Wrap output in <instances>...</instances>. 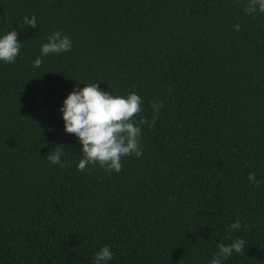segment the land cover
<instances>
[{
	"label": "trees",
	"instance_id": "obj_1",
	"mask_svg": "<svg viewBox=\"0 0 264 264\" xmlns=\"http://www.w3.org/2000/svg\"><path fill=\"white\" fill-rule=\"evenodd\" d=\"M246 3L0 0V34L21 41L0 63V264H92L105 245L109 264H209L229 231L244 250L224 264H264V13ZM57 30L71 50L33 68ZM89 83L135 92V118L155 117L118 173L78 170L63 131L62 100ZM56 146L62 166L46 157Z\"/></svg>",
	"mask_w": 264,
	"mask_h": 264
},
{
	"label": "clouds",
	"instance_id": "obj_2",
	"mask_svg": "<svg viewBox=\"0 0 264 264\" xmlns=\"http://www.w3.org/2000/svg\"><path fill=\"white\" fill-rule=\"evenodd\" d=\"M245 13L255 16L264 13V0H247ZM24 27H36V17H23ZM19 27V25H18ZM238 30L239 24L233 25ZM16 30L0 34V63H13L19 55L21 41L17 39ZM72 48V40L61 31H53L39 47V55L32 61L33 68H39L42 58L51 54L69 52ZM82 88L73 89L62 100L58 109L61 114L63 131L73 135L80 144V157L77 169L84 170L87 165L98 164L106 171L119 172L121 158L129 155L140 157L143 149L140 144L141 129L146 123L151 127L155 123V117L151 122L146 118H135L142 111L141 97L135 92L126 96L113 95L109 91H101L97 83L83 84ZM168 91H171L169 89ZM154 113H159L162 102H153L151 105ZM65 151L61 146H56L46 155L50 164L63 165L62 156ZM248 180L253 186H258L261 181L256 179L254 172L248 174ZM229 230L239 229L240 222L234 221ZM228 244H218L217 251L213 253L209 264H224L233 252L240 253L244 250V241L240 238H232L229 231ZM113 259V253L109 246L105 245L97 251L92 264H109Z\"/></svg>",
	"mask_w": 264,
	"mask_h": 264
}]
</instances>
